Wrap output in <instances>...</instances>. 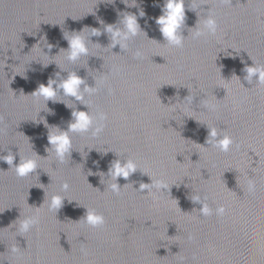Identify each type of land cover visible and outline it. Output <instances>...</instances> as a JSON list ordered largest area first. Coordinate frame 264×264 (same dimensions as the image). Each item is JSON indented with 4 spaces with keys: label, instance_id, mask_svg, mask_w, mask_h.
Returning <instances> with one entry per match:
<instances>
[{
    "label": "water",
    "instance_id": "water-1",
    "mask_svg": "<svg viewBox=\"0 0 264 264\" xmlns=\"http://www.w3.org/2000/svg\"><path fill=\"white\" fill-rule=\"evenodd\" d=\"M162 3L0 0V156L11 151L14 165L20 157L38 165L21 178L0 160V264H264V83L249 84L243 71L264 66V0H185L182 48L166 44L154 22L161 15L154 5ZM200 8L211 9L218 27L194 38ZM122 13L137 14L145 33L126 52L112 49L104 32L105 25L120 26ZM86 27L102 35L89 38L88 56L70 63L61 52L68 48L64 33ZM137 48L141 60L134 59ZM72 71L96 85L85 100L91 114L107 118L97 136L70 133L72 151L61 164L46 151L48 132L66 131L72 111L88 108L62 91L56 99L64 102L46 106L31 94ZM188 95L192 103H181ZM208 127L232 138L228 152L206 143ZM116 159L138 167L128 180L118 179L119 194L100 175ZM151 179L165 181L170 192L137 191ZM192 193L206 197L211 215H201ZM54 194L66 198L57 214L49 211ZM86 209L104 224L86 225ZM29 216L39 223L21 234L19 220ZM14 245L21 250L12 253Z\"/></svg>",
    "mask_w": 264,
    "mask_h": 264
},
{
    "label": "clouds",
    "instance_id": "clouds-1",
    "mask_svg": "<svg viewBox=\"0 0 264 264\" xmlns=\"http://www.w3.org/2000/svg\"><path fill=\"white\" fill-rule=\"evenodd\" d=\"M125 2V0H123ZM131 6V7H135ZM160 8L161 15L154 18L155 24L158 26L159 32L162 34L163 39L166 41V44L182 48L185 38L181 34V29L185 25L186 15H185V0H163L162 4H156ZM130 7V6H129ZM191 8V7H190ZM191 10H193L191 8ZM198 10V9H196ZM201 15L203 16L202 27H196L194 32V38H199L206 35H214L217 31V22L214 18V15L211 9H208L207 12H203V8L199 9ZM195 11V10H194ZM140 18H143L146 14L143 9L138 11ZM100 23H103L100 21ZM198 24V23H197ZM119 25H105L104 32L108 34L110 39V45L113 49L117 45L120 47L122 52H126L129 47V42L136 38L140 33L145 34L141 30V26L138 23L137 14L132 13H122L121 19L119 20ZM89 30L87 37L81 35L85 30ZM102 35V32L97 28H84L81 32H73L70 36H66L64 33V39L68 43V48L66 50L62 49L61 52L66 54V60L70 63H76L82 57L89 55V44L90 37H99ZM53 45L48 44L47 48L51 51ZM42 51V49H41ZM42 53L47 56L43 51ZM134 59L141 60L143 59V51L139 48L134 52ZM45 67L47 65H44ZM118 71V69H114ZM243 71L246 73L244 79L249 83H264V66H256L253 63V66H245ZM255 78V81H254ZM240 80V79H239ZM102 83V82H101ZM83 85V88L81 87ZM63 93L64 97L74 98L75 101L80 102L82 105L88 108V111H72V121L68 124L66 131H61L57 128L56 131H49L47 135L48 144L50 147L46 149L48 153H53L56 160L63 164L66 161V158L70 156L72 151V139L70 133H88L91 132L93 136L99 135L103 131V121L106 120V115L103 113H97L95 116L91 114L89 105L85 100V96L92 95L98 91L96 85L95 87H89L85 81L76 74L75 71L68 72L67 77L60 79L57 83L56 79H49L47 85L40 84L36 91L31 95L43 98L45 101V106L48 101L53 102H64L57 100L58 93ZM111 91V90H109ZM193 97L188 95L184 98L181 103H192ZM204 108L215 110V105L210 104L207 99H203L200 102ZM66 107L73 108L74 106H69L66 104ZM51 111V110H49ZM40 123H44L46 128L50 126L47 124L46 120L41 119ZM209 135L206 140V143L213 148L219 149L222 152H228L233 146L234 141L232 138L226 134H222L217 131L215 128H209ZM37 157H39L36 154ZM119 157V156H118ZM48 158V157H47ZM46 158V159H47ZM0 160H3L9 165V169L15 171V174L18 177H25L30 174L36 173L38 169L37 161L31 158H22L20 157L19 163L14 165L15 156L11 151L8 152L6 156H0ZM138 170L137 164L132 159H116L113 160L108 168L107 173H100L101 176L110 177L111 183L108 184V188L115 194H119L120 190L123 188L117 182L119 178L128 180ZM93 175V173H91ZM61 190L67 192L69 190V185L64 183L61 185ZM149 191L155 190L156 193H165L170 192L169 185L163 180H152L150 184L140 183L139 189L137 191ZM247 190L250 194L254 193L256 190L255 182L252 179H249L247 182ZM66 198L60 195H52L48 201L49 211L57 212L62 208L63 202ZM190 199L194 203L201 205L199 212L201 215L208 216L212 214V209L206 203V197H201L199 194L194 195L193 193L190 196ZM225 208L219 206L216 208L215 212L217 216H223L225 214ZM84 223L90 227H99L104 224V217L100 214H97L95 211L86 209V214L82 218ZM39 223L38 217L29 216L23 220H19L18 231L21 234L27 233L32 230ZM22 236V235H21ZM192 237L189 236V239ZM21 249L18 245H14L10 251L12 253H17ZM81 252L84 255H87L86 248L82 243Z\"/></svg>",
    "mask_w": 264,
    "mask_h": 264
}]
</instances>
